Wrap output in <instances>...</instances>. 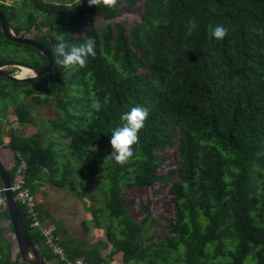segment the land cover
Wrapping results in <instances>:
<instances>
[{"label":"trees","instance_id":"1","mask_svg":"<svg viewBox=\"0 0 264 264\" xmlns=\"http://www.w3.org/2000/svg\"><path fill=\"white\" fill-rule=\"evenodd\" d=\"M13 1L0 0V12L18 34L26 35L23 22L36 24L42 11L36 29H49L34 39L54 62L26 81L0 76V146L12 151L7 173L13 180L23 158L34 194L42 182L66 186L78 177L82 196L91 187L100 193L88 197L105 239H75L58 224L54 234L66 257L93 264H109L117 253L122 264H264V0H118L116 8L88 0ZM123 12L139 19L114 20ZM210 25L227 28L224 39L213 38ZM85 35L96 41L95 58L84 68L57 65L56 44ZM11 44L26 50L28 60H20L47 64L33 45L7 39L0 27V51ZM95 100L104 105L98 112ZM49 101L61 113L42 124L55 135L47 143L39 132L25 136L3 125L9 107L20 125H33L32 109ZM135 105L147 106L149 116L130 162L119 165L107 158L111 132ZM154 193L167 199L171 213L164 229L150 207ZM16 204L45 264H66ZM37 208L43 220L49 216L44 202ZM0 264H31L18 251L1 182Z\"/></svg>","mask_w":264,"mask_h":264},{"label":"rangeland","instance_id":"2","mask_svg":"<svg viewBox=\"0 0 264 264\" xmlns=\"http://www.w3.org/2000/svg\"><path fill=\"white\" fill-rule=\"evenodd\" d=\"M47 1L58 2L59 0H47ZM5 2H8V1L5 0ZM43 18H44V15L42 14V11H39L36 17V21H37L36 24H32L31 19L29 21L23 22L24 26L28 27L27 30H24V32L26 33V36L31 35V36L37 37L41 35L43 32H47V30L49 29V26H46L41 30L36 29L37 23ZM138 19H139V14L135 12H123V13H120L114 20L129 21V20H138ZM103 20L104 19L101 15H98V17H96V22L100 23V22H103ZM58 33H60V31ZM25 51L26 50L25 49L23 50L22 47L18 48L14 44H11V45L6 46L3 50L0 51V57L5 58L4 61L5 60H20L21 58L28 60L29 56L27 52ZM6 68H11V67H6ZM18 69H19L18 67H13L12 68V71H14L13 73H17ZM60 113H61L60 110L54 106V102L52 101H49L46 104H36V106L32 109V114L34 116L35 123H32L33 125L31 124L30 125L29 124L20 125L15 120V115L11 112V107H9L7 118L4 120L3 125L5 126V128L10 126L17 131V134L25 135V136L33 134L34 132H39V135L42 141H45V143H47L48 138L50 136H55V135L53 134L49 135L47 132H44L43 131L44 126H42V124H44L45 121L47 122V124H49L48 120L51 118H55L56 116L60 115ZM2 139L4 142H8L9 140L8 134L4 132L2 134ZM56 139L61 140L63 142L68 141V139H65L61 136L56 137ZM57 147L65 148L64 145L60 146L58 144H55L56 149ZM11 154H12V151L10 149L5 147L4 145L0 146V161H3L4 163H7V161L9 162L10 156L12 158ZM10 163L12 165V162ZM77 181H75L73 185L68 183V185L66 186H57L52 183L42 182V200H44L48 204L51 218H56L54 219L55 221L54 223H56V225L58 224L62 225L67 230V234L71 236L72 238H76L79 235H81L82 238L85 236L88 242L89 241L94 242L97 239H105V233L103 231L104 228L94 224L95 218H93V215L90 210V208L93 207V204L89 200V197H88L91 194L100 195V193L98 192V190L91 187L88 193L85 196H82L80 194V191L82 190L83 180L78 177ZM159 195H156V193L151 195L152 200L150 203V207L152 208L153 214L156 216V217L155 216L153 217L159 218L160 225L158 228L164 229L165 228L164 218L167 215L165 213L169 212V208L167 205V199H166V203H163L164 200ZM35 196H36V199L38 200L37 195ZM39 207H40V204H39ZM168 214H171V213H168ZM83 222H86L84 224H86L89 229V234L87 235L84 232ZM48 225H51V224H48ZM54 225H52L53 228H54ZM108 252H109L108 249H105L103 251L105 256H107ZM109 264H122L121 253L115 254L112 257V260Z\"/></svg>","mask_w":264,"mask_h":264},{"label":"clouds","instance_id":"3","mask_svg":"<svg viewBox=\"0 0 264 264\" xmlns=\"http://www.w3.org/2000/svg\"><path fill=\"white\" fill-rule=\"evenodd\" d=\"M88 4L99 6L103 4L108 8H116L118 0H88ZM210 35L222 40L228 33L223 25L209 26ZM96 41L93 37L85 35L79 43L69 44L61 39L55 46V53L60 59L56 60L57 65L63 68H84L89 62V57L95 58ZM36 78V74H33ZM104 105L99 101H93L91 107L98 112ZM150 109L147 106L135 105L120 117L125 123L123 126L112 130L109 143L112 151L107 158L114 160L119 165L128 164L134 155L133 145L139 142V131L145 126Z\"/></svg>","mask_w":264,"mask_h":264},{"label":"water","instance_id":"4","mask_svg":"<svg viewBox=\"0 0 264 264\" xmlns=\"http://www.w3.org/2000/svg\"><path fill=\"white\" fill-rule=\"evenodd\" d=\"M0 27L4 36L17 43L33 45L44 56L48 62L44 66H35L20 60H5L0 62V76H6L13 81H26L36 74V77L51 69L54 60L51 50L43 43L36 41L32 36H26L16 33L12 26L5 20L4 15L0 12ZM6 67H18L19 69L28 68L32 71L31 75L22 76L19 73H12L6 70ZM0 182L4 193V198L7 206L8 216L12 224L13 234L17 243L18 251L22 259L31 264H45L37 247L35 246L29 230L26 227L22 214L14 200L12 191L9 189L10 176L6 168L0 161Z\"/></svg>","mask_w":264,"mask_h":264},{"label":"built area","instance_id":"5","mask_svg":"<svg viewBox=\"0 0 264 264\" xmlns=\"http://www.w3.org/2000/svg\"><path fill=\"white\" fill-rule=\"evenodd\" d=\"M26 167L27 163L23 158L15 165L13 180L10 179L9 189L13 193L15 202H19L25 207L26 213L30 218V226L36 227L41 231L45 236L46 242L50 245L52 252L63 259L66 264H93L83 258L69 260L66 257L64 247L56 239L53 226L45 224L40 216L37 208L38 200L27 183Z\"/></svg>","mask_w":264,"mask_h":264},{"label":"crops","instance_id":"6","mask_svg":"<svg viewBox=\"0 0 264 264\" xmlns=\"http://www.w3.org/2000/svg\"><path fill=\"white\" fill-rule=\"evenodd\" d=\"M8 2H6L7 4H11V3H13L14 1L13 0H7ZM16 1H19V0H16ZM33 38H34V36H32ZM2 164L4 165V167L5 168H7V167H10L11 166V163L10 162H8L7 161V163H4L3 161H2ZM35 195H37V198H38V207H39V204L40 203H45L46 205H47V207H48V204L44 201V200H42V183H41V185H40V187H39V190H38V192L37 193H35ZM39 211H40V209H39ZM41 215V214H40ZM42 217V216H41ZM50 217V218H49ZM54 219H56V218H51V215L49 214V216H47L46 218H44V223H46V224H51V225H54V231L56 230V223H54L55 221H54ZM61 232H59V235L61 236V234H60ZM68 235V234H67ZM79 238H82V236L81 235H79L78 237H76L75 239H79Z\"/></svg>","mask_w":264,"mask_h":264},{"label":"bare ground","instance_id":"7","mask_svg":"<svg viewBox=\"0 0 264 264\" xmlns=\"http://www.w3.org/2000/svg\"><path fill=\"white\" fill-rule=\"evenodd\" d=\"M21 71L19 72L20 75L22 76H28L32 74V71L28 68H22L20 69ZM27 173V172H26ZM30 186V185H29ZM34 193V192H33ZM36 197V196H35Z\"/></svg>","mask_w":264,"mask_h":264},{"label":"flooded vegetation","instance_id":"8","mask_svg":"<svg viewBox=\"0 0 264 264\" xmlns=\"http://www.w3.org/2000/svg\"><path fill=\"white\" fill-rule=\"evenodd\" d=\"M35 37V36H34ZM6 70L8 71V69L6 68ZM21 70L20 69H18V71H17V73H19ZM2 162V161H1Z\"/></svg>","mask_w":264,"mask_h":264}]
</instances>
